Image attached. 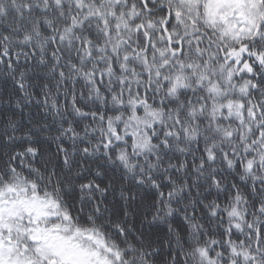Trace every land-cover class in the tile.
<instances>
[{
	"label": "snow or ice",
	"instance_id": "snow-or-ice-1",
	"mask_svg": "<svg viewBox=\"0 0 264 264\" xmlns=\"http://www.w3.org/2000/svg\"><path fill=\"white\" fill-rule=\"evenodd\" d=\"M0 264H264V0H0Z\"/></svg>",
	"mask_w": 264,
	"mask_h": 264
}]
</instances>
